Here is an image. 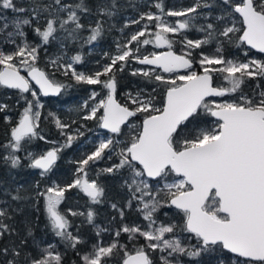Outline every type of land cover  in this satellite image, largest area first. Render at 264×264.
Returning a JSON list of instances; mask_svg holds the SVG:
<instances>
[{"label":"snow or ice","instance_id":"obj_1","mask_svg":"<svg viewBox=\"0 0 264 264\" xmlns=\"http://www.w3.org/2000/svg\"><path fill=\"white\" fill-rule=\"evenodd\" d=\"M217 7L221 14L215 17L220 26L207 23L206 26L197 28V31L206 32L205 39L192 40L182 36L183 54L177 55L171 50L173 41L167 38L168 33L177 34L194 25L192 21L199 15L198 9ZM159 15L151 12L143 13L139 20L132 23L139 24L142 20L155 21L156 31L150 33L153 39H143L145 30L133 33L130 40L122 47L118 46L117 54L111 57V63L105 65L103 71L85 73L72 72V77L77 84L101 85L106 89L105 98L91 107L89 114L83 116L84 120L96 118L97 112L103 109L99 117V127L114 134L102 139L95 150L78 161L77 173L87 176L86 166L89 162L104 159L108 150V159L114 153L118 163L100 170L102 174L113 175L126 170L127 177L124 187L128 191V200L125 207L131 209L135 202V210L141 214L147 224L142 228L139 224L129 226L123 224L125 212L117 204L111 207L119 212L121 227L115 232L112 242L105 245L98 241L92 246V251L82 256L83 264H112V258L122 252L121 264H155L151 252H159V264H182L179 257L187 256L195 259L202 253L213 252L217 249L226 250L236 257L244 258L243 261H234L233 264H264V90L258 93V99L250 98L243 94L241 85L245 77L264 78V63L251 60L247 63L225 59L222 55L200 54L197 61L203 74L188 71L165 79L159 74L155 80L168 85L164 92L162 107H157L155 98L148 96L146 99L138 93L133 96L128 94V100L133 105H121L115 99L116 80L113 73L118 62L135 59L141 65H153L165 73H177L180 69H192L194 49H199L210 42H216V53H222L224 44L236 43L247 45L251 49L264 53V0H213V4L196 0V3L186 9L167 10L161 3H156ZM115 0L111 4L103 2L97 5L93 13L85 0L77 3H66L64 0H52L50 4H35L31 19L17 18L14 21V31L9 32L6 42L15 44L12 52L0 51V86L6 89L18 90L19 99L27 105L17 122L11 128L10 140L3 145L7 154L3 159L10 161L11 167L20 164V158L15 155L26 151V143L33 139L44 140L37 129L41 113L36 110L41 107L39 100H28L24 95L30 93L33 98L37 92L30 88V80L38 86L43 96L56 95L61 92V84L53 82L46 73L36 66L38 49L40 45H33L23 38L24 26H31V20L37 19L41 11L48 13L46 26L41 30L36 26L33 31L46 45L59 30L67 33L66 38L80 39L79 31L85 28L81 23V13L85 15H98L111 18L115 13ZM11 10L14 13H24V7H18L14 0H0V11ZM64 14V15H61ZM197 14V15H193ZM167 17H184L175 25L170 24ZM241 25L237 27V25ZM69 25L74 27L69 28ZM103 20L98 19L95 27H91V34L86 43L96 41L102 32ZM5 23L0 32L8 28ZM127 27V25H125ZM237 33H242L237 36ZM20 37L17 44L14 37ZM222 38V39H221ZM135 42L136 51L141 45L154 43L156 48L167 47L169 50L162 54L138 56L129 44ZM72 63L63 64L59 59L52 60L53 66L72 68V64L81 61L80 55L71 58ZM19 66L27 71L30 80L20 74ZM219 65V67H212ZM124 65L121 64L120 70ZM141 75L151 79L149 71L138 70ZM213 72L223 74L227 87L213 86ZM137 75V72H133ZM239 74V75H238ZM101 76L108 79L101 80ZM180 83H177V82ZM259 87V85H258ZM155 91V89H153ZM239 93V99L217 102L215 97ZM97 93L93 92L91 99ZM84 107H88L85 101ZM8 105L0 103V112H6ZM144 114L142 122L132 123L131 118ZM214 118L212 127L201 128L204 121L202 117ZM5 121L8 117L5 115ZM75 122V121H74ZM56 127L64 135V125L60 120H55ZM127 126L131 137L128 143H123L116 137L125 135L122 126ZM83 127V125H81ZM75 139L67 135L63 147H70ZM24 142V143H22ZM55 143V142H52ZM123 144L121 147L120 145ZM118 149V151H117ZM61 147H53L46 153L35 156L27 151L29 167L39 169L41 177H45L53 168L58 159ZM155 181V184L150 183ZM72 188L79 189L92 204L102 202L104 188L96 180L89 181L78 176L72 183L65 186L47 187L40 192L37 185L36 195L43 199L44 211L49 226L54 235L67 247L78 251L77 246L83 243L79 236L69 231L72 224L65 214L58 210L65 199V192ZM13 201L31 199L28 196L12 195ZM175 208L182 216V224L169 223L157 224L155 213L160 208ZM19 212L20 209H13ZM68 213L73 216H84L82 212L71 209ZM167 215V213H165ZM4 218L11 219L4 209H0V239L5 233L12 235L15 230L4 222ZM88 224H93L94 212L89 210L86 214ZM115 219V217H113ZM27 235L22 237L19 244L13 243L11 247H0V258L3 264H62L59 253L53 255L50 250L54 246L40 248L33 255L25 250L28 237L32 235V228L25 225ZM107 229H97L96 235ZM179 230V231H177ZM121 233L128 235L129 241L143 238L146 242L138 247L134 254L129 253L124 245L119 244ZM180 233L189 234L188 238H195L196 244L184 246L181 243ZM166 234H171L166 237ZM11 257V258H9ZM220 264H224L221 260Z\"/></svg>","mask_w":264,"mask_h":264},{"label":"trees","instance_id":"obj_2","mask_svg":"<svg viewBox=\"0 0 264 264\" xmlns=\"http://www.w3.org/2000/svg\"><path fill=\"white\" fill-rule=\"evenodd\" d=\"M157 3H161L162 7L167 10H181L193 6L196 0H151ZM18 7H24L27 9L24 13H19L25 18L31 19L32 10L35 4H50L52 0H14ZM66 3H77L79 0H64ZM89 7H91L92 12H96V7L98 4L107 2L111 4L112 0H85ZM209 4H213V0H202ZM116 8L113 9L114 15L111 18L99 17L98 15H81V23L85 25L83 30L79 31L80 39L72 40L71 38H66L67 33L63 30H59L54 34L56 39L50 38V43L44 45L41 43L40 38L35 34L33 29L39 26L41 30L46 26V18H48V13L41 11L37 19L31 20V26L25 27V39L26 42L33 45H40L38 49V67L43 70L46 75L53 82L63 85L62 92L57 98H42L44 105L41 109V116L39 120V127L37 132L42 135L45 139H33L26 143V151H20L15 153L20 158V164L16 168H12L10 161L6 162L3 157L7 154V151L3 148V145L8 143L10 140L11 128L16 126L19 121L21 114L23 112L24 106L22 105V100L19 99V93L16 90H9L0 86V103L8 105L6 112H0V209L7 211L8 216L11 219L4 218V222L8 224L15 233L9 235L5 233L4 237L0 239V247L5 245L11 247L13 243L19 244L22 237L27 235L25 225H29L32 228V235L28 237L25 250L27 252L36 255L38 252L37 245L40 248H47L49 245L54 247L50 249L53 254L59 253L62 257V264H83L82 256L87 255L92 251V246L98 241L107 245L112 242L115 237V232L121 227V219L119 212L114 210L111 205L117 204L118 208L123 209L125 212V219L123 224L132 226L133 224H139L143 228V221L140 219V214L135 210V202H133V207L131 209L125 207L128 200L127 188L123 186V175L122 172L113 175L100 173L101 169L110 167L117 163L114 159H110L106 162L104 159L98 160L96 162H89L86 166V171L88 174V179L96 180L101 187L104 188V195L101 197L102 202L99 204H92L88 197H86L79 189L72 188L65 192V199L59 205L58 210L65 214L66 218L71 222L72 226L69 229L70 232L75 236H79L83 243L77 246L78 251H74L70 247H67L59 238H57L52 232L49 222L44 211L43 199L36 195L37 185L38 190L43 192L47 187L55 186H65L74 181L77 176L76 170L78 168V161L86 158L95 149L93 147H83L80 148L78 143H71L70 147H64L58 153V160L52 170L45 176L41 177L40 171L37 169H32L28 165L30 163L27 158V151L32 152L35 156L45 152L46 150L52 149V145L49 142L52 141H63L65 140V134L72 132L73 128H82L84 132L83 137H87L93 132H101L99 129V117L100 113L97 114L96 118L92 120H84L83 116L88 113V107L90 102H88V107L80 111V105L82 102L89 99L91 91H99L100 86L97 85H87V84H77L70 73L66 74L58 67L51 64V61L57 57L62 56H72V54H78L81 57V64L75 67L76 72L85 73L90 75L95 71H103L105 65L109 64V56L103 59L102 46H95L91 51L88 50L89 44L86 43L87 37L91 34V27H95V23L98 19L103 20L101 35L96 41L107 43L110 40L115 41L116 50L118 46H123L130 40V36L138 30V24H129L133 20V17L137 13L145 12L148 7H146L144 0H115ZM8 12V10H6ZM198 17H202L200 20L195 22L194 27L206 26L207 23L220 24L215 20L217 15L221 14V10L217 7H212L210 11H205L203 8L198 9ZM64 15V14H61ZM208 15L206 19L205 16ZM127 25V27L125 26ZM241 26V25H239ZM69 28L74 27V25H69ZM241 33H237L239 36ZM183 35V34H182ZM182 35L177 37V41L173 43L174 49H182L181 43L179 42ZM185 36L188 39L197 40L206 38V32L195 31V33L186 32ZM222 39V38H221ZM95 42V41H94ZM134 49V44L130 46ZM216 49V42H210L207 45H203L199 49L192 50L194 55L192 60L194 62V69L200 73V68L198 67L197 61L201 53L205 55H214V50ZM99 50V51H98ZM151 51V47L146 45L144 48H139L136 51L138 56L148 55ZM225 59L233 58L238 61H244L249 58H256L258 60L264 61V56L256 54L244 45L237 47L236 43L224 44L223 51L220 53ZM130 59L123 61L122 63H117L114 68L113 73H109V76H115L116 80V98L123 101V94L133 93L141 91L145 97L149 95L156 97L159 104L162 106L164 99V92L168 85L161 84L156 81L153 76L151 79L144 77L143 75L137 73L133 75V72L128 67ZM121 64L124 65L123 70H120ZM138 64V63H137ZM143 67V66H141ZM101 80L108 79L107 76H101ZM246 82L241 85L242 91L246 92L249 97H253L257 92L264 90V78H245ZM218 79L213 77V85L218 83ZM227 87L226 82H220ZM259 85V87H258ZM247 86V87H246ZM255 89L252 92V89ZM155 89V91H153ZM102 93L105 89H101ZM239 94V93H238ZM26 97L27 94H24ZM237 97H229L233 100ZM256 98V97H255ZM121 103V102H120ZM129 107H133L129 105ZM5 115L9 118L6 122ZM144 114H139L135 117V120L142 122V117ZM60 120L62 124L68 125L64 129V135H61V130L56 127L55 120ZM203 123L200 124L201 128L212 127L214 119L210 116L202 117ZM75 121V122H74ZM83 125V127H81ZM123 132L125 135H120V138L125 139L128 143L131 139L128 132H126V127H123ZM24 143V142H22ZM47 152V151H46ZM105 156V155H104ZM124 171V170H123ZM154 184L153 182H151ZM20 194L21 196H28L31 199L13 201L11 199L12 195ZM13 209H20L19 212H14ZM71 209L76 212H82L84 216L73 217L68 213ZM89 210L94 212L93 224H88L86 219V214ZM167 213V215L165 214ZM157 219V224H169L178 223L182 224V216L177 213V210L173 208L162 207L155 214ZM115 217V219H113ZM97 229H107L100 233L98 237L96 235ZM179 231V230H177ZM171 234H167L166 237H170ZM188 237L187 233H180V238H182V245L190 246L191 242H187L185 237ZM119 244L124 245L129 253H135V250L144 245L146 242L144 239L138 238L134 241L128 240V235L126 233H121L119 237ZM146 251H149L146 249ZM152 259L156 252H150ZM123 253L121 252L119 256H114L112 258V264H121V258ZM11 258V257H9ZM235 258V257H234ZM182 264H218L221 260L224 264H233V257L223 251L222 249H217L213 252L202 253L201 256L195 259H189L187 256L179 257ZM236 261H243L244 259L235 258ZM231 261V262H230ZM0 264H3V259L0 258Z\"/></svg>","mask_w":264,"mask_h":264},{"label":"rangeland","instance_id":"obj_3","mask_svg":"<svg viewBox=\"0 0 264 264\" xmlns=\"http://www.w3.org/2000/svg\"><path fill=\"white\" fill-rule=\"evenodd\" d=\"M144 3H145V5H146V7H148V9H146L145 10V12H141V13H137V15L135 16V17H133V20H139L140 19V16H141V14H143V13H148V12H151V13H153L154 15H159L160 14V12H159V10H157L156 9V7H155V4L157 3V2H154V1H151V0H144ZM205 11H210L211 9H208V8H203ZM193 15H197V14H193ZM17 18H20V19H24L25 17L24 16H22L21 14H19V13H14V12H12L11 10H8V12H6V10H2V11H0V28H3V25L5 24V23H7L9 26H8V28L7 29H4L3 30V32H0V51H4V52H12V51H14L15 50V47H16V45L15 44H10V43H7L6 42V38H7V35H8V33L9 32H12V31H14V21L17 19ZM202 17H198L197 16V19H195V20H193L192 21V24L195 26V22H197L198 20H200ZM205 18L207 19L208 18V15L207 16H205ZM162 19H165V20H167L170 24H172V25H175V23L178 21V20H183V19H185L184 17H167V16H163L162 17ZM132 20V21H133ZM132 21H131V23L129 22V24H134V23H132ZM148 25V28L145 30L144 29V25ZM155 21H152V22H149V21H147V20H142V21H140V23L138 24V30L137 31H139V30H145L146 31V35H145V37H141L140 39L141 40H143V39H145V38H147V39H153L154 40V37L153 36H151L150 35V33H153V32H155L156 31V28H155ZM191 27V28H189V29H187V30H182L180 33H177V34H172V33H168V34H166L167 35V38H168V36H172V35H174V36H180V35H182V36H185V33L186 32H191V33H195V31L198 33V31L196 30L198 27ZM25 27L26 26H24L23 28H22V30L25 32ZM237 27H240L239 26V24L237 25ZM136 31V32H137ZM131 37V36H130ZM14 39L16 40V43L18 44L19 42H20V40H21V38L20 37H18V36H16V37H14ZM25 41H26V39H25V37L23 38ZM203 39H205V38H203ZM202 40V39H201ZM94 43V41L92 42V43H90V44H93ZM131 44H134V49H133V51L135 52V54H136V45H135V42H133V43H131ZM131 44H129V48H131L130 46H131ZM146 45H141L139 48H144ZM148 46L149 47H151V49H152V51H150V53L148 54V55H150V54H158V52H160V50L158 49V48H156L155 46H154V43H150V44H148ZM181 46H182V48H183V45H182V43H181ZM132 49V48H131ZM184 49V48H183ZM184 51V50H183ZM214 53H216V51L214 50ZM117 54V51H115V53H114V55L113 56H115ZM183 54V53H182ZM137 55V54H136ZM214 55H221L220 53H216V54H214ZM73 56H75V54H72V56H65L64 54L62 55V56H60V57H57L56 59H59V62L60 63H63V64H69V63H72V61H71V58L73 57ZM112 56V57H113ZM211 56H213V55H211ZM201 58V56H199V58H198V61H199V59ZM228 59H231V60H233V61H237V62H245V63H247V62H249V61H251V60H256V61H258V62H261V63H264V61H261V60H258V59H256V58H249V59H246V60H244V61H238V60H236V59H233V58H228ZM55 60V59H54ZM81 63V62H80ZM80 63H78V64H80ZM118 63H122V62H118ZM52 64V63H51ZM197 64H198V67L200 68V73H198L194 68L192 69V70H190V71H196L198 74H203V72H202V69H201V66H200V64L197 62ZM74 65H76V64H72V68L71 69H68L67 70V74L68 73H70L71 75H72V72L73 71H75V68H74ZM36 66L38 67V59H37V62H36ZM18 67H19V70H20V73H22L23 74V76H25L26 75V73H27V71L23 68V66H19L18 65ZM128 67L129 68H132L131 70L133 71V72H137V73H139V71L138 70H144V71H149L150 72V74H151V76H153L154 78H155V75L156 74H159V75H161L162 77H164L165 79H168V78H170V77H174V76H176V75H179V74H186V72H183V73H178V74H174V75H171V76H168V77H166V76H163L162 75V73L159 71V70H151V69H147V68H145V67H141L140 65H138L137 64V62L135 61V59H130V63L128 64ZM212 67H219V65H214V66H212ZM39 68V67H38ZM0 69H2V66H0ZM61 70H62V72H64L65 73V71H66V69L65 68H60ZM133 72H131V73H133ZM188 72V71H187ZM79 73H81V72H79ZM140 74V73H139ZM239 75V74H238ZM212 76L213 77H216L217 79H218V83L216 84V85H214V86H224L222 83H220V82H225L224 81V79H223V74H221V73H218V72H213L212 73ZM245 78H247V77H245ZM245 82H246V79H245ZM177 83H180L179 81L177 82ZM247 87V86H246ZM31 89L33 90V91H35V92H37V97L36 98H33L32 96H31V94L30 93H26L28 96H27V99L28 100H34V99H38L39 100V103H40V105H41V107H39L38 109H36V110H38L39 112H41V109H42V107H43V105H44V102L42 101V97L40 96V94L38 93V91L36 90V89H34L33 87H31ZM101 89H102V86H100V90L99 91H91L90 92V95H89V99H87L86 101L87 102H90L91 104H90V106L88 107V113L87 114H89V112H90V109H91V107L92 106H94L95 104H98L99 103V101L100 100H102V99H104L105 98V95H106V89H105V92L104 93H102V91H101ZM254 88L252 89V92H254ZM93 92H95V93H97L98 95H96V97H95V99L93 100V99H91L90 97L92 96V93ZM138 93H142L141 91H137V92H133V93H131L133 96H135V95H137ZM258 93L259 92H257L256 93V95L255 94H253V97H254V95H255V97L258 99ZM128 94L129 93H125V94H123L122 96H123V101H120V99H119V102H121V104L122 105H126V106H129V105H132L130 102H129V100H128ZM243 94H245V95H247L248 96V94L246 93V92H243ZM142 95V98H147V97H145L144 96V94H141ZM239 95L240 94H238V93H236V94H231V95H226V96H224V97H218V98H215L214 100H216L217 102H224V101H231L232 99H229V97H237V100L239 99ZM249 97V96H248ZM155 98V100H154V103L156 104V106L157 107H162L160 104H159V102H158V99L156 98V97H154ZM250 98H252V97H250ZM234 99V98H233ZM84 104H85V101L84 102H82V104L80 105V111L81 112H83V110L85 109V107H84ZM22 105L24 106V108L27 106L26 104H25V102L22 100ZM133 106V105H132ZM24 110V109H23ZM102 112H103V109H100L98 112H97V114L98 113H100V116H102ZM131 122L132 123H137V124H139L140 123V121L139 120H135L134 118H132L131 119ZM39 123V122H38ZM126 127V132H128V128H127V126H125ZM99 129H100V127H99ZM72 130V132L71 133H69V134H65V140H61V141H52V142H55V143H52V142H49V143H51V145L53 146V147H61V150H62V148H64L63 147V145L65 144V141H66V136L67 135H73V136H75V139L72 141V143H78V145H79V147L80 148H83V147H93L94 149H95V147L99 144V142L102 140V139H106V138H108L110 135H108V134H106V133H104L103 131H101V132H93L92 134H90L89 136H87V137H83L84 136V132H83V129L82 128H73V129H71ZM117 139H119L120 141H122L123 143H126V141H125V139H123V138H120V136H118V137H116ZM121 147L123 146V144H121L120 145ZM52 147V148H53ZM49 150V149H48ZM48 150H46V151H48ZM46 151L45 152H42L41 154H44V153H46ZM117 151H118V149H117ZM41 154H38V156L39 155H41ZM108 155H109V152H108V150H106L105 151V156H104V160L106 161V162H108L110 159H108L107 157H108ZM37 156V157H38ZM111 159H114L117 163H118V157L113 153L112 154V158ZM121 172H122V174H124L123 175V179H124V181H125V178L127 177V172H126V170H121ZM76 173H77V171H76ZM88 173V172H87ZM89 174V173H88ZM88 174H87V176L86 177H84V173H77V176L74 178V180L78 177V176H80V177H83V178H85V179H87V180H89L88 179ZM90 181V180H89ZM92 181V180H91ZM124 181H123V185H124ZM151 183V182H150ZM154 184H155V181L153 182ZM52 186H55V185H52ZM140 214V213H139ZM140 219L143 221V227L147 224V222L146 221H144L143 220V218H142V216H141V214H140ZM159 225V224H158ZM167 235V234H166ZM189 237V236H188ZM187 236L185 237L186 238V240H187V242H191V245H195L196 244V241H195V238H188ZM181 241H182V238H181ZM149 250V252H151V250L150 249H148ZM53 255H55V254H53ZM161 254L159 253V252H156V254L154 255V261H155V264H159V256H160ZM240 259V258H239ZM234 261H236L235 260V258L233 257V260H232V263L234 262ZM231 262V261H230ZM218 264H220V263H218Z\"/></svg>","mask_w":264,"mask_h":264},{"label":"flooded vegetation","instance_id":"obj_4","mask_svg":"<svg viewBox=\"0 0 264 264\" xmlns=\"http://www.w3.org/2000/svg\"><path fill=\"white\" fill-rule=\"evenodd\" d=\"M177 37L178 36H174V35H172V36H168V39H170V40H172L173 41V43L175 42V41H177L178 39H177ZM102 46V57H103V59H106L108 56H109V64L111 63V57L114 55V53H115V50H116V46H115V41L112 39V40H110L108 43L106 42V41H104L103 43H100V42H98V41H95L93 44H89L88 46H89V48H88V50L89 51H91L92 49H93V47H95V46H98L99 47V49H100V47ZM159 50H160V52H158V54L159 53H162V52H166V51H168L169 49L167 48V47H163V48H158ZM173 52H174V54H177V55H181L182 53H183V48L182 49H174V46H172V49H171ZM99 51V50H98ZM151 51H152V49H151ZM75 55H78V54H75ZM191 59H192V57H191ZM81 62V61H80ZM81 64V63H80ZM80 64H76V65H74V68L77 66V65H80ZM108 65V64H107ZM139 65V64H138ZM141 66V65H140ZM144 67V66H143ZM193 68H194V63H193ZM192 68V69H193ZM192 69H190V70H192ZM190 70H187V71H190ZM187 71H185V72H187ZM162 73V72H161ZM181 73H183V72H181ZM174 74H178V73H169V74H164V73H162V75L163 76H166V77H168V76H171V75H174ZM115 98H116V95H115ZM116 100L119 102V100L116 98ZM120 103V102H119ZM121 104V103H120ZM122 105V104H121ZM102 114H103V112H102ZM132 119V118H131ZM126 126V125H125ZM124 126V127H125ZM123 128V127H122ZM100 130L101 131H103L101 128H100ZM104 132V131H103ZM104 133H106V132H104ZM106 134H108V135H110L111 136V134H109V133H106ZM114 135V134H113Z\"/></svg>","mask_w":264,"mask_h":264},{"label":"water","instance_id":"obj_5","mask_svg":"<svg viewBox=\"0 0 264 264\" xmlns=\"http://www.w3.org/2000/svg\"><path fill=\"white\" fill-rule=\"evenodd\" d=\"M242 34V33H241ZM244 47L245 48H247L248 50H250V51H252V52H254V53H256V54H259V55H261V56H264V53H261V52H259V51H257L256 49H251V48H249V46H247L246 44L244 45ZM163 53V52H162ZM162 53H159V54H162ZM158 55V54H157ZM139 64V63H138ZM139 65H141V64H139ZM141 66H144L145 68H147V69H151V70H159L160 72H162V73H164V74H169V73H165V72H163L161 69H158V68H156L155 66H153V65H141ZM187 70H190V69H180L179 70V72H177V73H181V72H185V71H187ZM21 75H23L22 73H20ZM25 78H27V79H29L30 80V77H28V74L26 73V75H25ZM214 86V85H213ZM2 87V86H1ZM31 87H33L34 89H36L37 91H38V93L40 94V92H39V88H38V86H36L35 85V82L34 81H31L30 80V88ZM9 90H13V89H9ZM62 90L63 89H61V92H62ZM16 91H18V90H16ZM61 92L60 93H58V94H56V95H49V96H43L42 94H40V96L42 97V98H57V97H59L60 96V94H61ZM26 94V93H25ZM215 98H218V97H215ZM215 98H207V99H215ZM116 99V98H115ZM119 103V102H118ZM214 119V118H213ZM122 127H124V126H122ZM104 132H106V133H108L107 132V130L106 129H103V128H101ZM110 134V133H109ZM111 135H113V134H111ZM51 150V149H50ZM58 160V159H57ZM56 163H57V161H56ZM55 163V164H56ZM55 164L53 165V167L55 166ZM37 170H39V169H37ZM39 171H41V170H39ZM150 182H154V181H150ZM173 209H175L174 207H173ZM176 210V209H175ZM223 251H225L226 253H228L226 250H223ZM134 254V253H133ZM232 257H235V258H240V257H236L234 254H232V253H229ZM241 259H244V258H241Z\"/></svg>","mask_w":264,"mask_h":264}]
</instances>
